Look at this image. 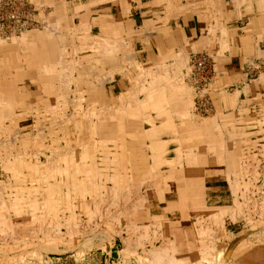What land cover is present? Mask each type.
I'll use <instances>...</instances> for the list:
<instances>
[{
	"label": "crops",
	"instance_id": "1",
	"mask_svg": "<svg viewBox=\"0 0 264 264\" xmlns=\"http://www.w3.org/2000/svg\"><path fill=\"white\" fill-rule=\"evenodd\" d=\"M26 1L33 5L37 23L26 30L29 34L23 39L21 33L15 41L13 37L4 39L5 44L0 48V108L6 107V111L0 113V140L4 141L8 133L20 136L27 132L20 127L26 125L21 119L24 111L36 104L47 105L49 97L54 100L58 85L64 86L63 97L69 104L92 98L90 93L100 88L118 110L124 105L122 100L137 93L132 82L138 84L140 70L145 72L160 65L174 78V70L180 69L181 63L183 66L192 53H208L212 56L213 67L208 115L195 117L192 109L182 114L185 95L181 91L167 94V98L178 100V105L171 103L169 106L171 125L166 126L167 118L161 116L159 119L154 110L148 109L142 115L145 123L146 114L154 117L152 124L141 126L146 144L155 140L165 142L166 159L176 157L177 148L182 150L174 177H168L170 164H163L161 169H156L157 173L147 176L154 188L151 208L166 201V194L175 193V201L161 202L166 206L162 204L165 209L162 211L176 214V220H168L178 222L181 233L177 236L178 242L183 239L188 247L198 242L196 240L203 233L213 236L218 232L227 240L245 235L246 220L250 217L247 198H264V0ZM106 38L123 39L125 43L111 50V61L103 60L101 48L90 43ZM80 48L84 51L80 52ZM74 50L79 52L76 59L70 61ZM167 64L172 67L168 69ZM40 66L53 72L41 78L37 73ZM70 67L76 71L70 77L75 83L66 85ZM119 68L123 71H117ZM110 72L114 76L111 80L108 79ZM75 84L82 92L80 99L70 93ZM137 95H133L134 100H145L147 94ZM96 101L108 102V99L99 96ZM8 112L10 115L6 116ZM185 116L196 120L193 118L195 122L190 123ZM232 116L237 118L233 123L229 121ZM14 118L21 120L19 126L12 123ZM202 119L207 125L200 124ZM154 124V128L159 129L156 135L150 129ZM17 128H21V133ZM165 132L170 135L167 139L157 138V134ZM20 145L18 140L14 141L12 148H18V152ZM0 148L5 155L8 147ZM231 156L237 159L239 171L227 168ZM228 175L229 179L242 182L237 191L229 185ZM250 180L251 189L243 186ZM159 189L163 191L158 192ZM169 203L172 208H168ZM222 208L228 212L220 221L217 217ZM232 210H235L233 214ZM152 217L155 221L167 220ZM189 219L190 225L184 226L183 222ZM194 230L200 231L196 232L198 238ZM190 235L195 238L194 242Z\"/></svg>",
	"mask_w": 264,
	"mask_h": 264
},
{
	"label": "rangeland",
	"instance_id": "2",
	"mask_svg": "<svg viewBox=\"0 0 264 264\" xmlns=\"http://www.w3.org/2000/svg\"><path fill=\"white\" fill-rule=\"evenodd\" d=\"M30 5L33 6L32 4ZM24 32L29 34V32ZM21 34L23 36V32ZM15 37L17 36H13L12 39ZM172 64H167L166 67L169 69ZM156 69L153 68L147 71H155ZM174 71H176L173 72L175 84L181 85L183 82L186 87L192 90L194 105L190 102L193 105L191 113L195 117L198 115V118L208 115L210 112L209 103H211V96H208L210 83L205 89L193 84L189 58L183 63V66L181 63L180 69L176 68ZM137 86V81L132 82L133 89L137 88ZM57 89V92H55L56 99L52 100L53 98L49 97L46 99L47 105L44 103L42 107L36 104L33 110L27 107L24 112L33 111L34 113L48 114L46 118H42H50V121L51 118L55 120L56 118L49 115V112L69 113L72 111L71 106L68 107V102L64 100V86L58 85ZM139 93L137 92L133 95ZM90 94L92 97L90 99L71 101L73 105L76 104V107L80 106L79 111L86 115L87 113L89 114L90 108L95 105V102L96 106H93L94 112L97 111V105L101 106L96 101L100 94H96L93 91ZM130 96L131 94L127 96L128 100L122 101L121 104L125 105L126 102H129ZM140 97L142 98V95ZM53 101H55L54 104ZM85 101H87V106L84 105ZM191 104L189 106L192 107ZM68 105L70 104L68 103ZM86 115L77 116L75 119L81 120L84 117L85 121L90 120L89 116ZM22 120L26 124L25 127L31 125L30 120H25V118H22ZM100 120L106 121L107 118L101 117ZM236 120L237 118L233 116L229 118L231 123ZM115 121L116 119L111 121V123ZM12 123L14 124V122ZM62 123L60 122L59 124ZM98 124L100 125V122ZM142 125L145 126L147 123L143 122ZM42 127L46 129L42 134L44 140L41 143L34 142L31 147L34 157L39 159L42 164L50 160L54 161V163L52 162L53 167L60 164L62 166L61 159L58 161L59 156H53V152H57L62 154L61 158H74L77 155L75 157L76 160H73L80 161V163L83 162L84 165L88 166L90 164L89 158L82 159L81 157L79 160L77 159L80 155L82 156V153L90 146L88 144L93 141H95L94 144L97 146L94 151L96 157L94 159L97 162L94 166L91 165L88 170H76L75 167H71L66 175H56L54 178L50 177L47 180L40 179V174L28 175L30 170L26 167L22 168L23 174L11 180L12 183L14 182L13 187H9V190H3V194L5 193L6 195L0 193V198L4 196L10 209V211H7V208L2 209L3 215H0V264H264V198L257 200L255 196L247 198V208L250 210L248 215L250 217L246 220L248 230L245 235L241 234L239 237L227 240L223 234L220 235L218 232L213 236L209 233H203L204 236L202 235L199 240H196L198 242H194L195 238L190 235L194 244L188 247L187 243L183 244V239L178 242L179 238L177 236L180 237L181 235L178 222L168 220H176V214L162 211L164 209L163 205L165 206L167 200L175 201V193L172 191L168 196L166 194L164 196L166 201H160L157 204L158 206L154 205L151 208L153 202L150 197L154 192V188L147 176L154 175L157 170L147 168V171H145V168L141 167L143 165L142 162L145 160L144 164L149 167L148 165L152 164L151 158L142 159L134 156V154L131 156L129 154L130 150L122 146L126 143L125 138L128 139L131 134L117 133L112 128L105 127L102 133L97 131L92 136L89 127H81L79 135V131H75L72 126L69 128V134H65L70 136L69 145L65 146L62 143L50 141L51 135H54V133L49 130L51 127H56L55 124L45 122ZM14 136L15 134L8 133L4 140L6 142L10 140L11 142L14 140ZM168 136H170L169 132L157 134V138L160 137L162 139H167ZM176 136L178 137V135ZM79 137L80 139L77 141ZM80 140H82L81 142L84 141L83 145H80ZM133 142L136 143L137 139ZM48 145L50 149H44ZM20 148L21 152H16L18 148L16 150L8 148L7 152L9 151V156L12 160L14 158V156H11L13 155L12 153H19L22 162L27 161L29 158L27 153L31 151L30 148L28 151H26L24 145ZM38 150L46 151V156L50 158L39 154ZM3 152V149L0 148V180L6 182L7 174L3 170V162L1 163L2 158L5 157V155H2ZM177 156L176 152V157L172 158L173 162L180 160V157ZM248 157L251 160L252 157L250 155ZM55 162H58V164L55 165ZM234 162H237V159ZM136 163H138L136 168L141 167L143 169H134L133 165ZM162 165L157 169H161ZM177 166H170L168 177H174ZM236 167L239 169L238 164L232 166V168ZM248 168H250V164ZM232 171L236 172L235 169ZM70 174L76 175L77 179L75 182L67 179ZM64 180L68 181L69 187L60 186ZM245 182L248 183L247 186L251 189L252 181ZM48 186L49 188H47ZM46 189L53 192H48ZM160 191L163 190L159 189L158 192ZM179 194L181 198V192ZM14 195L22 197L12 199ZM159 198L162 197L159 196ZM31 199L39 202L49 199L53 203L51 208H48L47 205L41 202L38 206L39 209L36 210L29 204ZM78 199H81L83 204L79 205ZM17 200L20 203L18 205L21 206V203H23L22 206H24L21 213H18L19 208H17L18 212L11 208L14 206L12 202H17ZM68 200L71 201V206H67L64 203V201ZM249 200H254V202H249ZM172 207L171 203H169L168 208ZM234 211L232 210V214ZM227 212V209H220L217 218L221 221ZM160 214L164 216H160ZM5 215L9 218L6 221L4 220ZM32 215L35 217L34 224L36 225L26 221ZM151 215L157 219L162 217V219L164 218L168 221H155L153 217L151 218ZM190 219L183 222V225L188 227L192 222ZM198 231L194 230L193 232L196 238H198L196 233Z\"/></svg>",
	"mask_w": 264,
	"mask_h": 264
},
{
	"label": "bare ground",
	"instance_id": "3",
	"mask_svg": "<svg viewBox=\"0 0 264 264\" xmlns=\"http://www.w3.org/2000/svg\"><path fill=\"white\" fill-rule=\"evenodd\" d=\"M82 27V26H81ZM84 28V27H82ZM26 31V30H25ZM26 34L28 33H25L23 31V36H22V39L23 37L26 36ZM85 36V35H84ZM120 36V35H119ZM19 38V37H18ZM13 40H17V37H15ZM51 41V40H50ZM119 41V42H118ZM5 40L0 38V48L3 47L2 45H4L5 43ZM91 45L94 44V45H98L99 48H101V52H102V59L103 60H108V61H111L112 60V53H111V50H117L116 48H120L121 45H124V41L123 39L122 40H109V39H104L103 41H100V40H94V41H91L90 42ZM89 43V44H90ZM88 45V44H87ZM128 46V45H127ZM77 47V46H76ZM53 48V47H52ZM93 48V47H92ZM112 48V49H111ZM55 49V48H54ZM59 49V48H58ZM53 51V50H52ZM80 52H83L84 49L83 48H80L79 49ZM78 51V52H79ZM92 51V50H91ZM77 50H74L72 51V56H71V60L70 61H74L76 59V56H77ZM98 52V51H97ZM132 52V51H131ZM57 54H59V51H57ZM56 54V55H57ZM8 55V54H7ZM46 55V54H45ZM59 56V55H58ZM9 57V56H8ZM7 57V58H8ZM61 57V56H60ZM157 57V56H156ZM6 58V57H5ZM29 58V57H28ZM60 59V58H59ZM121 59V57H120ZM160 59V58H159ZM5 60V59H4ZM124 60V59H123ZM128 60V59H127ZM157 60V59H156ZM125 61H122L121 63H123ZM132 62V61H131ZM252 62V61H251ZM119 63V62H118ZM5 64V63H4ZM31 64V63H30ZM117 64V63H116ZM10 65V64H9ZM80 65V64H79ZM88 65V64H87ZM22 66V65H21ZM55 66V65H54ZM30 67V66H29ZM82 67V66H81ZM104 67V66H102ZM78 68V67H77ZM140 68V67H139ZM157 69L154 71H147V72H144L142 70H140L139 72V76H138V86H137V92H140V93H146V99L145 100H134L135 96L131 95L130 97V101L129 102H126V105H123L122 107H120V109L118 110H115L113 108V105H112V101L113 100H109V98H107L105 96V93L103 90H100V88H97L98 91L96 90L95 92L96 93H99L100 94V97L102 96L104 99H108V102H100V105L101 106H98L97 105V111L94 112V107L93 106H96V102H95V105H93L91 108H90V112L89 114L87 113V115L89 116V119L88 121H85L84 120V117L81 119V120H77L75 118H77V116H81V115H86L85 113H81L79 111V107H76L73 103H71L70 105L67 104L68 107L71 106V109L72 111H70L69 113H64V112H60V113H54V112H49L52 117H55V119L51 118V120L49 121V119H44L46 118V115L48 114H43V113H34L33 111L32 112H25L24 116L22 117L23 119L25 118V120H30L31 121V125L28 126V127H23V126H20L22 129L24 130H27V132H25L23 135L20 134V136H14V140H12L10 142L7 141V144H6V140L4 141H1L2 144H0V147L3 146L4 148L8 147V148H12V145L15 142H17V140L22 143V145L25 146V149L26 151H28V149L30 148L31 151H28V155H29V158L27 161H23L22 162V159L20 158L19 156V153H12L13 155L11 156H14L13 160L10 158L9 156V151L5 154V157L2 158L1 160V163L2 161H4V164H3V170L6 172V179L8 183H6L5 181H2L0 180V193L2 195H6L5 193L3 194V190H6L8 189L9 190V187L12 188L13 187V183L11 182V180H13V178H17V176H20L21 174H23L22 172V168L26 167L28 170H30V172L28 173V175L30 174H37L39 175L40 174V179H44V180H47L49 179L50 177H55L56 175H66L70 168L71 167H75L76 170H88L89 167L91 165H95V149L97 148L96 144H94L95 141L91 142V144H88L90 145L89 147H87V150L84 151V153H82V156L80 155V157H78L77 160H79V158L82 157L83 158H89L90 159V164L88 166L84 165L83 162L80 163V161H75V157L77 155L74 156V158H69V157H62L61 158V153H57V152H53V156H59L58 158V161H60L59 159H61L62 161V166L61 164L60 165H56L58 164V162H55V167L52 166V162L54 163V161H50V160H47L45 162V164H42L39 159H37L36 157H34V153H33V150H32V144L34 142H40L42 140H44V137H43V133H44V130H46L45 128L42 127V125L45 123V122H50L51 124H55L56 127H51L50 128V132L54 133V135H51V139L50 141H54L55 143H62L64 144L65 146L66 145H69V141L70 140V136L69 135H65V134H69V128L73 126V129L78 130L79 131V135H80V131H81V127H86L88 128L89 127V131L91 133V135H95L97 133V131L101 132L105 129V127H110L112 128V130H115L117 133L118 132H123V133H129L131 134L128 139L125 138V144H123L122 146H124V148L126 149H129L130 150V155L132 156V154H134V156L136 157H140L142 159H146L147 157H150L152 160V164L147 167L146 164H144L145 160H143L144 162L143 165H141V167L145 168V171H147L146 169L147 168H152V169H157L160 167V165L162 164H170V166H177V164L179 163V161L177 162H173V159H166L164 157V155L166 154V152L168 151L167 148H166V143L165 142H160L158 140H155V141H152V142H149L148 144L145 143L144 141V134L142 133V115H145V112L148 110V109H151V110H154L156 112V117H161V116H164L166 117V126L168 125H171L172 124V114L170 113V109H169V106L171 103H175L178 105V100H173V99H170V98H167V94L168 93H176V92H179L181 91V93L183 95H185L182 99V104L184 105V110L182 111V114H188V110L189 109H192L193 108V105H194V102H193V94H192V90L189 89L188 87L185 86L184 83H182L181 85H176L175 82H174V79L167 73L168 71L165 69V68H161L160 65L158 67H156ZM84 69V68H83ZM104 69V68H103ZM138 69V68H137ZM144 69V68H143ZM117 71L119 72H122L123 69L122 68H119ZM49 72H53V70H49V69H43L42 66L38 67V76H41V78L44 77L45 74H48ZM62 70H61V75H62ZM76 72L73 70L72 67H70V70L67 72V74L69 75V78L67 79V82H66V85H69L73 80H71L72 78H70L73 73ZM8 73V72H7ZM123 74V73H122ZM83 75V74H82ZM108 75V74H107ZM129 75V74H128ZM17 76V75H15ZM59 76V75H58ZM25 77V76H24ZM114 76H113V73H109L108 75V79H112ZM104 78V77H103ZM64 79V78H63ZM11 80V79H10ZM80 80V79H79ZM94 80V79H93ZM32 81H36L35 79H33ZM50 83V82H49ZM73 83H75L73 81ZM43 84V83H42ZM93 84V83H92ZM101 84V83H100ZM9 85V84H8ZM5 87V86H4ZM25 87V86H24ZM8 89V88H7ZM40 89V88H39ZM65 89V88H64ZM66 89L67 91L69 92V88L68 86H66ZM120 89V88H119ZM29 91V90H28ZM45 91V90H44ZM47 91V90H46ZM122 91V90H121ZM131 91V90H130ZM8 92L11 93V89H8ZM25 92V91H24ZM108 92V91H107ZM23 93V92H22ZM70 93L72 95L75 94V96L77 98H82V92H79V89H78V85L75 84V86L72 88V92L70 91ZM112 93V92H111ZM132 93V92H131ZM48 94V93H47ZM54 94V93H53ZM55 95V94H54ZM34 96V95H33ZM61 96V95H60ZM169 96V95H168ZM119 97V96H118ZM5 98V97H4ZM14 98V97H13ZM15 99V98H14ZM56 99V98H55ZM119 99V98H118ZM144 99V98H143ZM120 100V99H119ZM125 100V99H124ZM173 100V101H172ZM31 101V100H30ZM123 101V100H122ZM93 102V103H94ZM99 102V101H98ZM192 102L193 105L190 103ZM59 103V102H58ZM102 103V104H101ZM33 104V103H32ZM86 104V103H85ZM192 105L189 106V105ZM65 106V104H63ZM32 106V105H31ZM115 106V105H114ZM56 107V106H55ZM50 108V107H49ZM65 108V107H64ZM134 108V109H133ZM33 108H30V110H32ZM46 109V108H45ZM6 111V107L5 106H1L0 108V113H4L3 112ZM47 111V110H46ZM61 111V110H60ZM65 111V110H64ZM13 112V111H12ZM151 112V111H150ZM152 113V112H151ZM10 115L9 112L7 113L6 116ZM15 115V114H14ZM86 115V116H87ZM17 116V115H16ZM20 116V115H19ZM155 116V115H154ZM44 117V118H42ZM101 117H105L107 118L106 121H102L99 119H101ZM21 118V119H22ZM194 118V117H193ZM190 116H185V119L186 121H189L190 123H194V119ZM115 122H112L113 120H115ZM160 119V118H159ZM146 122L149 124H152L154 122V117H152L151 115L149 114H146V118H145ZM196 120V119H195ZM14 123L15 124H19V121L21 120H17L14 118ZM23 121V120H22ZM62 123V124H59V123ZM100 122V125L98 124ZM198 122V121H197ZM202 123L200 124H205L207 125L206 123V120L205 119H202L201 121ZM23 123V122H22ZM175 123V122H174ZM164 124V123H163ZM6 125V124H5ZM4 126V125H3ZM19 126V125H18ZM52 126V125H51ZM193 126V125H192ZM47 127V126H46ZM155 127V124L152 126L151 131H152V134L153 135H156V133H158V128H154ZM208 127V126H207ZM14 128V127H13ZM21 128H17L19 133H21ZM84 129V128H83ZM58 130V131H57ZM85 130V129H84ZM174 130V129H173ZM194 130V129H193ZM9 132V131H8ZM196 132V131H195ZM198 132V131H197ZM76 133V132H75ZM167 134V133H166ZM173 134V133H172ZM77 135V134H76ZM78 135V136H79ZM203 135V134H202ZM11 136V135H10ZM84 136V135H83ZM152 136V135H151ZM49 137V136H48ZM153 137V136H152ZM169 137V136H168ZM201 137V136H200ZM154 138V137H153ZM156 138V137H155ZM160 138V137H159ZM55 139H57L55 141ZM80 137L77 138V141H79ZM131 139V140H130ZM135 139H137V142L134 143L133 141H135ZM133 140V141H132ZM164 140V139H163ZM76 141V142H77ZM82 140H80V145H83L82 143L84 142H81ZM162 141V140H161ZM10 142V143H9ZM175 143V142H174ZM179 143V142H178ZM17 144V143H16ZM42 147H44V145L41 144ZM14 147V146H13ZM62 147V146H61ZM180 147V146H179ZM44 149H50L49 145L46 146ZM150 151H149V150ZM6 150V149H5ZM75 150V149H74ZM122 150V149H121ZM135 152H134V151ZM23 151V150H22ZM151 153H149V152ZM21 152V151H20ZM25 152V151H24ZM46 151H43V150H38V153L39 154H42L44 156H46L45 154ZM75 152V151H74ZM122 152V151H121ZM176 152L178 154V156L181 158V155H182V150L180 148H177L176 149ZM120 153V152H119ZM68 154V153H67ZM122 154V153H121ZM3 155V154H2ZM71 155V154H70ZM195 155V154H194ZM37 156V155H36ZM52 156V157H53ZM123 156V155H122ZM177 156V157H178ZM27 157V156H26ZM49 157V156H46V158ZM125 157V156H124ZM223 157V156H222ZM221 157V158H222ZM232 158H230L229 160H232V161H229V163L227 164V168L228 169H235V170H238L237 167L236 168H232V166L238 164L237 162H234V160L236 161L235 157L234 156H231ZM50 158V157H49ZM96 158V157H95ZM75 159V160H73ZM125 159V158H124ZM89 161V160H88ZM127 161V160H126ZM124 162V161H123ZM141 162V161H140ZM231 162V163H230ZM176 163V164H175ZM240 163V162H239ZM80 164V165H79ZM138 163L134 164L133 167L134 169H138V170H142L143 168L141 167H138L136 168ZM79 165V166H78ZM239 165V164H238ZM78 166V167H77ZM123 166V165H122ZM125 166V165H124ZM52 168V169H51ZM87 168V169H86ZM91 168V167H90ZM127 168V167H126ZM253 168V167H252ZM92 170V169H91ZM75 172V171H74ZM72 173V172H71ZM81 173V172H80ZM146 174V172H145ZM253 174V173H252ZM81 175V174H80ZM87 175V174H86ZM85 175V176H86ZM33 178V176H32ZM31 178V179H32ZM228 180H229V185L231 186V188L235 191H237L240 187V185L242 184L241 181L239 180H231L229 179V175H228ZM68 180H70L71 182H75L77 177L75 174H70L69 175V178H67ZM39 180V179H38ZM37 180V181H38ZM86 180V179H85ZM49 181V180H48ZM79 181V180H78ZM83 181V180H82ZM62 182V181H61ZM88 182V181H87ZM86 182V183H87ZM92 182V181H91ZM80 183V182H79ZM84 183V181H83ZM82 184V183H81ZM64 185V188H67L69 187L68 186V181H63L62 184L60 186H63ZM88 185V184H87ZM248 185V184H247ZM246 184H244L243 186H247ZM19 187V186H18ZM41 187V186H40ZM74 187V186H73ZM26 188V187H25ZM49 188V186L47 187ZM60 188V187H59ZM81 188V187H80ZM96 188V187H95ZM36 189V188H35ZM70 189V188H69ZM47 190V189H46ZM48 192H53V191H50V190H47ZM60 191V190H59ZM28 192V191H27ZM46 192V193H48ZM69 192V191H68ZM76 192V191H75ZM74 192V193H75ZM82 192V191H81ZM33 193V192H32ZM70 193V192H69ZM233 193V192H232ZM236 193V192H235ZM79 194V193H78ZM22 196H19V195H14L12 197V199L14 198H21ZM28 197V196H27ZM57 197V196H56ZM31 198V197H30ZM40 198V197H39ZM67 198V197H66ZM76 198V197H75ZM42 199V198H41ZM69 199V198H68ZM72 200V199H71ZM78 204L81 205L83 204V201L81 199H78ZM10 201V200H9ZM61 201V200H60ZM21 202V201H20ZM45 204L47 205L48 208H51L52 206V203H51V200L49 199H44L43 201H38V200H30L29 201V204L36 208V210H38V206L39 204ZM12 203H14V206H12L11 208L13 210H16L17 211V208H19L20 210H18L17 212L18 213H21V211L24 209L22 206L23 203H21L22 205H18L20 203H18V200L17 202L13 201ZM57 203V202H56ZM64 203H66L67 206H71L72 203L70 200L68 201H64ZM10 204V203H9ZM17 205V206H16ZM243 206V205H242ZM21 207V208H20ZM7 208L6 210L7 211H10L9 209V205L7 204V201L6 199L3 197L0 198V215L2 214V209H5ZM66 208V207H65ZM53 209V208H52ZM67 209V208H66ZM71 210V209H70ZM54 211V210H53ZM23 212V211H22ZM41 212V211H40ZM6 214V213H5ZM3 215V214H2ZM9 218L6 217L5 215V221L8 220ZM35 220V217L34 215L32 216H29L27 218V222H32V224H34ZM10 221V220H9ZM8 221V222H9ZM36 225V224H34Z\"/></svg>",
	"mask_w": 264,
	"mask_h": 264
},
{
	"label": "built area",
	"instance_id": "4",
	"mask_svg": "<svg viewBox=\"0 0 264 264\" xmlns=\"http://www.w3.org/2000/svg\"><path fill=\"white\" fill-rule=\"evenodd\" d=\"M34 16L35 9L26 0H0V38L18 36L30 29L37 23ZM189 67L193 84L205 89L213 76L212 56L203 52L192 53Z\"/></svg>",
	"mask_w": 264,
	"mask_h": 264
}]
</instances>
